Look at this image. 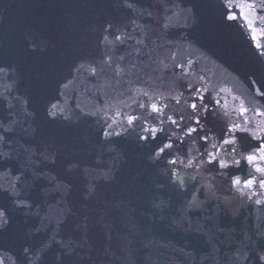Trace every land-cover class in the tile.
Segmentation results:
<instances>
[{
    "label": "water",
    "instance_id": "obj_1",
    "mask_svg": "<svg viewBox=\"0 0 264 264\" xmlns=\"http://www.w3.org/2000/svg\"><path fill=\"white\" fill-rule=\"evenodd\" d=\"M77 2L136 117L184 264H264V160L241 159L264 145V0ZM233 123L262 139L237 133L247 140L233 153Z\"/></svg>",
    "mask_w": 264,
    "mask_h": 264
},
{
    "label": "snow or ice",
    "instance_id": "obj_2",
    "mask_svg": "<svg viewBox=\"0 0 264 264\" xmlns=\"http://www.w3.org/2000/svg\"><path fill=\"white\" fill-rule=\"evenodd\" d=\"M131 6L132 5L130 4L129 7H131ZM229 18L230 19H234L235 17L234 16H230ZM115 40L120 41L121 43L123 42L120 36H116ZM106 42H107V38H106ZM108 43H111V42H108ZM107 59L109 61H111L112 57L109 56V57H107ZM180 66L183 67V65H180ZM90 72L93 75H95L96 68L95 67L90 68ZM262 95H264V93H262ZM150 107L152 108V110L154 112H159L160 111V108L158 107V105L156 103L151 104ZM191 107L195 109L196 108V104H192ZM247 111H248V109H246V108L245 109H241L242 113L243 112H247ZM258 114L259 115H264V112L258 113ZM135 119H136V117H128V122L132 123V121L135 120ZM172 122L176 123L175 121H172ZM188 131L192 132V131H195V129L189 128ZM260 131H264V128H261ZM227 133L230 134V135H228L227 138L222 140V144L223 145H231L233 153L237 152V147H240L242 152L245 150L244 149V144H245V141L247 140V137L242 136V135L241 136H237V133H241V134L247 133V134H249L252 137V139H255L257 141H260L262 139V137L257 135L256 132L252 128H249V127H246V126L242 127L240 124H237V123L231 124V126L227 128ZM105 134L107 135L108 133H105ZM204 139L207 140V136H205ZM171 147H172L171 144H166V145H164L163 147H161L159 149V152L163 153L166 148H171ZM213 147L215 148V145H213ZM257 153H259V155H257ZM208 155H209V162L218 160V157L216 155H214L213 153H209ZM241 159L246 160L249 164H253L257 159L264 160V145H260L255 151L251 152V154H248L246 156L242 155ZM218 162H219V166L221 168H227L229 166L228 163H226L222 159H220ZM173 163H174V161H173ZM232 163L238 165L240 163V161L233 160ZM257 171L264 172V168H260L259 166H257ZM16 179H19V177L17 176ZM254 182H256L255 178H253V179H245L244 180V183L248 187H251ZM233 183L236 184V185H239L241 183L240 178H238V177L234 178L233 179ZM259 183H260L261 187H264V179L259 180ZM257 203H259V201H257ZM262 258H264V257H262Z\"/></svg>",
    "mask_w": 264,
    "mask_h": 264
}]
</instances>
